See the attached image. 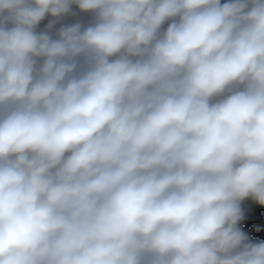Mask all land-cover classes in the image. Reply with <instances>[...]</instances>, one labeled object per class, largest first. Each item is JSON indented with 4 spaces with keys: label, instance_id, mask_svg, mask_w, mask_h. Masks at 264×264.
<instances>
[{
    "label": "clouds",
    "instance_id": "1",
    "mask_svg": "<svg viewBox=\"0 0 264 264\" xmlns=\"http://www.w3.org/2000/svg\"><path fill=\"white\" fill-rule=\"evenodd\" d=\"M0 264H264V0H0Z\"/></svg>",
    "mask_w": 264,
    "mask_h": 264
},
{
    "label": "rangeland",
    "instance_id": "2",
    "mask_svg": "<svg viewBox=\"0 0 264 264\" xmlns=\"http://www.w3.org/2000/svg\"><path fill=\"white\" fill-rule=\"evenodd\" d=\"M257 219H259V218L257 217Z\"/></svg>",
    "mask_w": 264,
    "mask_h": 264
}]
</instances>
